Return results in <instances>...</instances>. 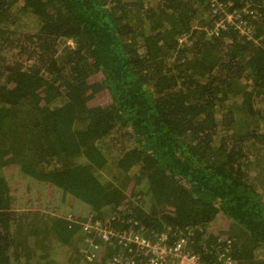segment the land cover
<instances>
[{"label": "trees", "instance_id": "obj_1", "mask_svg": "<svg viewBox=\"0 0 264 264\" xmlns=\"http://www.w3.org/2000/svg\"><path fill=\"white\" fill-rule=\"evenodd\" d=\"M222 2L256 42L207 0H0V264H106L79 223L116 215L264 264V0Z\"/></svg>", "mask_w": 264, "mask_h": 264}, {"label": "built area", "instance_id": "obj_2", "mask_svg": "<svg viewBox=\"0 0 264 264\" xmlns=\"http://www.w3.org/2000/svg\"><path fill=\"white\" fill-rule=\"evenodd\" d=\"M207 1L211 13L218 17L213 26L206 30L209 35L216 36L220 30L231 27L241 36L251 38L252 27L247 18L253 17L255 10L249 7L231 8L230 3H223L222 0ZM184 38L185 36L180 37L179 43ZM115 220V217L110 220L88 218L86 222L79 223L85 236L81 251L86 261L95 260L103 244L113 248L107 264H203L195 255L185 250L189 238L178 236L176 241L169 243L167 236L162 233L157 241L151 242L137 233L133 227L125 229L114 227ZM129 222H132L133 226L137 225L134 221ZM187 235H191L189 231ZM218 260L221 264H235L226 250L220 253Z\"/></svg>", "mask_w": 264, "mask_h": 264}, {"label": "clouds", "instance_id": "obj_3", "mask_svg": "<svg viewBox=\"0 0 264 264\" xmlns=\"http://www.w3.org/2000/svg\"><path fill=\"white\" fill-rule=\"evenodd\" d=\"M207 3H208V1H207ZM232 8V7H231ZM208 9H209V5H208ZM209 11H210V9H209ZM210 13H211V11H210ZM212 14V13H211ZM213 15V14H212ZM257 17V12L255 13V15L253 16V17H248L247 19H248V21H250L251 23L255 20V18ZM218 18V17H217ZM217 20V19H216ZM215 21V20H214ZM214 21H213V23H214ZM213 23H212V25L211 26H208V27H205L204 28V31H205V33L207 34V35H209L208 33H207V31L206 30H208L209 28H211L212 26H213ZM221 31V30H220ZM219 31V32H220ZM238 34V33H237ZM210 36H214V35H210ZM247 40H252L253 42H256V40L253 38V29H252V35H251V38L250 39H248L247 37H245ZM178 44H180L179 43V41H178ZM116 219H117V217H118V215H116V216H114ZM115 227V226H114ZM190 232V231H189ZM187 233H188V231H186L185 233H184V235H181V236H185V237H187V238H189V242H188V244H186L185 245V250L186 251H188V252H190L191 254H193V255H195L197 258H198V260L201 262V263H203V264H210V263H206V262H204L201 258H200V256L196 253V252H194V251H192L191 249H190V245H191V241H190V239H191V235L190 236H188L187 235ZM191 234V233H190ZM230 232H229V227H227L226 229H223V230H220V231H218L217 232V234H216V237L214 238L215 239V247H214V249H215V251H216V253H215V260H216V264H221V262L218 260V257H219V255H220V253L221 252H223V250H226V253H227V255L232 259V260H234L235 261V264H236V260L235 259H233L230 255H229V251H230V249H231V247H232V240L230 239ZM83 246H84V242H83ZM103 247H108L107 245H101L100 246V248H99V250H98V252H97V256H96V259L98 258V253L100 252V250H101V248H103ZM110 248H111V246H110ZM83 249V247L80 249V252H81V254H82V250ZM82 256H83V254H82ZM109 258H110V256H109ZM95 259V260H96ZM94 261V260H93ZM89 262V261H88ZM108 262V261H107ZM107 264V263H106Z\"/></svg>", "mask_w": 264, "mask_h": 264}]
</instances>
